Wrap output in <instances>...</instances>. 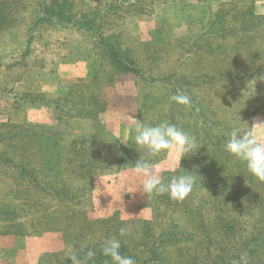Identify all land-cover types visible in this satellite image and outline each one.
Instances as JSON below:
<instances>
[{
  "label": "rangeland",
  "instance_id": "1",
  "mask_svg": "<svg viewBox=\"0 0 264 264\" xmlns=\"http://www.w3.org/2000/svg\"><path fill=\"white\" fill-rule=\"evenodd\" d=\"M262 77L264 0H0V264H112L111 238L136 264H264V181L224 148L264 122ZM165 121L200 147L149 157L193 174L183 201L131 167L136 124Z\"/></svg>",
  "mask_w": 264,
  "mask_h": 264
},
{
  "label": "clouds",
  "instance_id": "2",
  "mask_svg": "<svg viewBox=\"0 0 264 264\" xmlns=\"http://www.w3.org/2000/svg\"><path fill=\"white\" fill-rule=\"evenodd\" d=\"M169 99L186 108L192 107L191 97L186 93L171 95ZM257 129L264 130V122L255 123L244 131L234 127L224 148L230 155L243 162L251 175L264 181V138L256 135ZM134 142L144 152L135 165L131 166L137 176L144 177L141 193L148 198L167 193L171 199L183 201L193 190L195 184L193 174L184 171L185 174L173 175L168 182H165L163 177L153 170L149 157L158 156L162 152L174 154L180 167L179 162L184 156L200 148H197L195 138L167 121L155 126L139 122L135 127ZM125 234L126 229L121 228L120 235ZM120 247L119 239H108L102 244V255L110 257L112 264H136L131 256L120 253ZM68 251L70 253L68 258L71 259L72 264H88V261L96 255L94 251L89 250L82 261L71 245L68 246ZM240 259L247 264L246 254Z\"/></svg>",
  "mask_w": 264,
  "mask_h": 264
},
{
  "label": "trees",
  "instance_id": "3",
  "mask_svg": "<svg viewBox=\"0 0 264 264\" xmlns=\"http://www.w3.org/2000/svg\"><path fill=\"white\" fill-rule=\"evenodd\" d=\"M116 46H117L116 42H115V44L107 43L105 45V49L107 50V53L112 57V59L114 61L119 62L122 65L124 70L130 71V66L132 64L131 60L128 58L127 54L120 52L118 49H116ZM88 250H89V248L86 249L85 251H83V253L79 256V258L83 259V257H84V259H85L86 253Z\"/></svg>",
  "mask_w": 264,
  "mask_h": 264
}]
</instances>
